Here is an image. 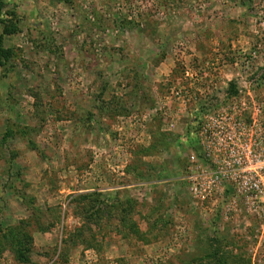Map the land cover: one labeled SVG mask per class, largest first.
<instances>
[{
    "label": "rangeland",
    "instance_id": "374dc122",
    "mask_svg": "<svg viewBox=\"0 0 264 264\" xmlns=\"http://www.w3.org/2000/svg\"><path fill=\"white\" fill-rule=\"evenodd\" d=\"M6 25L0 264H264V191L213 151L229 122L264 143V0H0Z\"/></svg>",
    "mask_w": 264,
    "mask_h": 264
},
{
    "label": "built area",
    "instance_id": "2783aa9c",
    "mask_svg": "<svg viewBox=\"0 0 264 264\" xmlns=\"http://www.w3.org/2000/svg\"><path fill=\"white\" fill-rule=\"evenodd\" d=\"M217 128L216 134H219L222 137L228 135L230 139H232L231 136L236 134L242 136H252L253 132L252 131L250 133L251 129L248 128L245 123L239 121L234 123L229 122L228 125H221ZM206 131L204 132V135ZM242 136L239 137L238 141L234 145L233 142L224 144L214 142L215 146L213 151L219 155L222 154L220 157L223 160H231L230 162H227V166L234 170L231 177L234 179H246V190L259 199V197L263 195L264 191L262 189V184L264 182V143L261 142L259 138L243 139ZM206 156L210 157L211 154L208 152L206 153ZM195 162H197L196 157L195 155H192L191 163L195 164ZM198 168H202V165L199 164L197 166L194 171L196 174L191 177L192 179H202L201 177L204 174L197 170ZM225 170L227 169L220 170L219 173L226 175Z\"/></svg>",
    "mask_w": 264,
    "mask_h": 264
},
{
    "label": "trees",
    "instance_id": "16d2710c",
    "mask_svg": "<svg viewBox=\"0 0 264 264\" xmlns=\"http://www.w3.org/2000/svg\"><path fill=\"white\" fill-rule=\"evenodd\" d=\"M12 28L9 25H6L4 27L3 35H0V61L1 62L9 60V57H10V52L3 47V40H4L3 38L6 34H8L12 30ZM231 90L232 91L235 90V87L231 86ZM13 252L19 262L26 263L29 261L28 254H30L31 249L26 248V246H24V243H22L21 241H15Z\"/></svg>",
    "mask_w": 264,
    "mask_h": 264
}]
</instances>
